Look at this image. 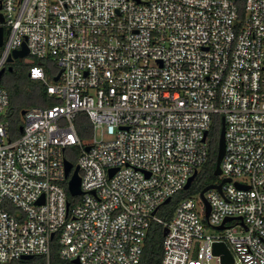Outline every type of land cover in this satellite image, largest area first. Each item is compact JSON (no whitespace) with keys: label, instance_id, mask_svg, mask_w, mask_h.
Masks as SVG:
<instances>
[{"label":"built area","instance_id":"1","mask_svg":"<svg viewBox=\"0 0 264 264\" xmlns=\"http://www.w3.org/2000/svg\"><path fill=\"white\" fill-rule=\"evenodd\" d=\"M0 15V70L23 42L61 70L48 83L43 63L29 68L58 103L24 109L12 139L0 75V264H49L52 243L80 264H138L152 222L166 228L160 264H264V0H0ZM216 115L214 184L230 180L165 220L157 211L207 161ZM71 147L81 193L70 201Z\"/></svg>","mask_w":264,"mask_h":264},{"label":"trees","instance_id":"2","mask_svg":"<svg viewBox=\"0 0 264 264\" xmlns=\"http://www.w3.org/2000/svg\"><path fill=\"white\" fill-rule=\"evenodd\" d=\"M38 63H43L47 77L53 78V75L58 71L57 64L53 62L49 57L43 58L41 60L35 59V61L29 65L26 76L29 80L33 82V84H35V86L41 88V94L39 93L37 97L31 100L29 102V106L26 108L33 107V106L45 107V106H50L55 103H58L57 99H55L54 97H52L51 95L47 93L46 87L40 80L31 79L29 77L28 75L29 68L33 64H38ZM8 66L10 67L9 71L14 72L15 66L13 65V63H7L5 70L6 68H9ZM1 83L6 88L8 95H9L10 103L8 107L7 117L9 118L8 128L11 133L10 139H12L19 135V126L21 123L20 113L22 110L26 108H23L22 104L17 102V99L19 97H16L14 93L8 90L2 76H1ZM15 101L16 103H14ZM75 126H76V130H77L79 137H81V135H86V136L89 135L87 120L85 119L83 114L79 113L77 115L75 119ZM220 127H221V116L216 115L214 117L213 123L207 134V140H206V145H207V150H208L207 161L198 170L190 187L188 189H183L173 194L171 196V200L167 204L163 205L159 209V211H157V214L159 215H164L165 213V217H164L165 220H169L171 213L173 211L174 204L178 200L186 196L194 195L197 192H200L204 186L208 184H212L217 181L218 176L215 175L213 171L215 168V162H216V156H217V150H218V139H219ZM75 150L78 155L80 150L78 148H75ZM77 155L73 159H70L73 165L76 164L75 158L77 157ZM68 197L70 201L73 200L72 199L73 197L69 193H68ZM162 229H163V226L158 223L152 222L150 224L147 230V234L145 236L143 251H142V255H141V258L138 264H160L161 255H162V239H163ZM1 264H46V259L42 255H33L31 258H28V259L18 258V259L7 261ZM49 264H74V263L71 262V260H64L60 258L58 255V251H57V244L52 243L51 252L49 256Z\"/></svg>","mask_w":264,"mask_h":264},{"label":"water","instance_id":"3","mask_svg":"<svg viewBox=\"0 0 264 264\" xmlns=\"http://www.w3.org/2000/svg\"><path fill=\"white\" fill-rule=\"evenodd\" d=\"M2 21H3V18L0 15V22H2ZM2 40H3V27H2V25H0V46L2 44ZM26 55H28V48H27L26 44L23 42L21 45V48L15 49L12 51L11 55L7 59V62L11 63L14 59L23 58ZM9 69H10V67H9ZM4 71H5V67L0 70V75H2ZM60 73H61V70H59L57 72V74L53 77L54 81L58 80ZM23 113H24V110L21 111V114H23ZM87 149H88V146L85 147V150H87ZM223 153H224V118L221 117V127H220V132H219V139H218V150H217L215 168L213 171L215 175H219L221 172L220 162H221V158L223 156ZM64 164H65V176L68 177V181H67L68 193L70 195H77V194L81 193L80 177L78 175V165H75L73 167L72 162L69 160H65ZM71 169H72V171H71ZM195 176H196V173H193L188 178V180L184 186V189H188L190 187V184L193 181V179L195 178ZM229 180H230L229 178H223L220 181V183H218V184L212 183V184H208V185L204 186L200 191V196L202 198H204L203 197L204 192L209 188H217L220 191L221 185L223 184V182L229 181ZM168 201H169V198H167L165 200V203ZM68 204L69 203H67V207H68ZM206 214H208V209H207ZM229 219L230 218H226L225 220H229ZM218 228H222V225H219ZM165 232H166V228H163L162 234H165ZM213 253L214 254H221V259L225 263H231L233 261L232 256L229 253L227 246L223 242H216L213 244ZM32 256H33L32 254H24L21 256V258L22 259H28V258H31ZM71 262H73L74 264H80L78 259H72Z\"/></svg>","mask_w":264,"mask_h":264},{"label":"rangeland","instance_id":"4","mask_svg":"<svg viewBox=\"0 0 264 264\" xmlns=\"http://www.w3.org/2000/svg\"><path fill=\"white\" fill-rule=\"evenodd\" d=\"M7 33H8V29L7 27H4L3 38H6ZM34 61L35 59H33L29 54L23 58H16L11 62L15 66L14 72H11L9 71V68H6V70L3 72L2 75L8 90L14 93L16 97H19L17 99V102L22 104L23 108L28 107L29 102L33 100L35 97H37L39 93L41 94V88L35 86V84H33V82L29 80L26 76L29 65ZM46 79L48 83H52V78L47 77ZM14 103H16V101ZM80 138L82 139L83 142H86L87 139L89 138V135L87 136L81 135ZM75 148L76 147H71V149L69 150V156L72 159L77 155ZM219 180L220 178L218 177L217 181ZM213 262L216 263V259H213Z\"/></svg>","mask_w":264,"mask_h":264}]
</instances>
